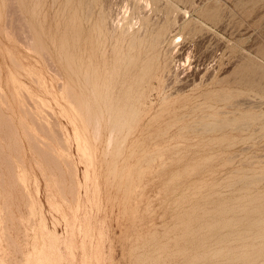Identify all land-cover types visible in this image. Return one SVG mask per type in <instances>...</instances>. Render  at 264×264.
Returning a JSON list of instances; mask_svg holds the SVG:
<instances>
[{
	"label": "rangeland",
	"instance_id": "rangeland-1",
	"mask_svg": "<svg viewBox=\"0 0 264 264\" xmlns=\"http://www.w3.org/2000/svg\"><path fill=\"white\" fill-rule=\"evenodd\" d=\"M2 1L0 2V109H2L0 116L4 115V117L1 116L3 119H0V140L2 141H0V147H2L0 148V264H137V258H139V264H215V262H222L224 258L227 260V257L224 256L227 253V251L225 252L227 249L229 252L232 249H234L232 251H235L238 249L241 250V248L242 250L246 248L250 251L264 246V241H261V239L257 240L255 236L257 230L254 227V221L258 216L253 211L254 206L245 205L244 207L245 203L243 204L245 198L247 200L248 197L264 194V180L260 181L259 184L258 182L255 183L257 186L253 184L254 186L252 185L251 187L242 186L237 183V178L246 171L247 173L245 175H251V172H254V170L264 169V130H262L264 129V115L259 117L257 119L258 121L255 120L251 123V125L246 127L242 126L243 128L237 127L238 129H236L228 126L227 128L218 129L220 130L219 132L216 129L213 132L207 133L201 131H198L199 133L190 131L177 133L175 128H172L165 132L164 136V132L162 133L157 129L158 124L165 121L171 122L174 120V117L172 115H155V113H151V116L154 115V120H152L154 122L145 126L140 125L135 127L131 136L125 142L124 148H122V156H119V159L115 158V152L112 150V147L108 151L105 150L104 140H106V132H102V137L99 140L94 139V143L90 128L87 125L85 126L86 122H84L83 115H80V112L76 113L79 111H76V107L80 103L83 104L82 100L83 98L85 99V95V101H87L88 96V91L84 88V84H82L81 74L78 75V69L74 66L76 65L78 67L80 64H83L82 67L85 66V63L82 61L85 59V55L82 52H85L87 47L82 39H85L86 32L83 31L81 33L80 41L77 43L78 47L72 45L73 40L70 37L71 26L69 25L71 24L69 23H71L73 14L75 12L77 14L76 17L81 15V13L79 14L81 6L77 3L78 0H73V2L70 0L68 5L66 4V0H39V3L41 2L43 6L41 3H38V7L34 3L30 4L27 0ZM9 1L11 5L15 4L11 6ZM169 1L178 3L177 6H179L178 8L182 12L185 10L188 12L186 14L187 17L184 14L181 15V13H179L181 16L179 14L177 15L178 18L181 17L179 18L181 20L178 22L181 27L177 25L169 29L168 34L166 33L168 37L163 44L162 56L166 58L169 66H174V71L177 68L176 75L178 72L179 76H183V78L182 76L176 77L185 79L188 76L191 81L193 74L199 71L197 70L198 68L196 71L194 69L195 61L202 59V57L204 58V55L208 53L205 50L206 47H215L217 42L215 40L220 38L224 44L225 60L227 61L224 72H216L214 77H226L227 88L231 92L229 99L231 104L235 100H243L246 96L249 98L252 97L253 100L250 102L245 101V106L243 101H241L242 105L240 104L238 109L231 106L228 109L227 118H241L243 113H264V103H262L264 102V73L261 74L251 70L250 73H247L249 78L255 79L259 83L261 87L259 89L252 90L248 85L241 84L237 86L235 83V70L238 65L248 63V60L259 64L264 70V0H198V2L196 0H162L161 4L163 2L162 5L164 6ZM20 2L23 4H20ZM123 2L125 3L126 0H123ZM107 3L110 10L106 7L105 11L109 12L107 13L110 17L119 12V15L110 19V25L118 18H123L120 15L121 12L123 15L127 12L124 15L125 17L131 16V12L128 11L132 7L130 2L124 4L122 0H107ZM25 4L27 5L23 6ZM29 5L30 8L34 7L33 10L35 12L33 11V14L28 10L30 9ZM57 6H61L59 7L61 9ZM187 6L188 8H186ZM8 7L9 9H7ZM23 7H28V9H24ZM72 8H74V11ZM22 9L25 10L26 15ZM58 10H62V13ZM64 10L65 12H63ZM111 10H115V12ZM19 11H22V16H19ZM14 12H18L16 13L17 15ZM67 12L70 14L68 15ZM201 12L206 14H212L214 12V17L211 20L202 19L205 27H211L210 32L206 28L195 27L193 22H188L193 16L198 19ZM13 13L14 15H12ZM36 14L38 17L35 16ZM30 15L32 17H29ZM172 15L170 14V18ZM17 18L19 19L16 20ZM24 19H27V22ZM32 20H35V22ZM112 20L113 22L111 23ZM22 21H25L27 23L26 25H29L28 28L30 27V30L32 29V31H29V36L32 34L30 37L36 36L33 39L38 41V38L41 36L42 39L40 38L38 43H36H41L38 48L41 49L42 47L45 53L35 48L37 47L35 41L32 45L38 52L35 53L32 48L29 49L30 51L25 50L26 48L24 49L20 41L22 38L20 37L21 30H19L25 24ZM117 21V24L114 23V26L120 24L119 22L122 19ZM26 25L23 27L24 31H26ZM5 29L8 32L10 31L11 39H7ZM16 30L19 31L17 32ZM33 30H35V33H33ZM15 34L17 36H14ZM24 35L26 34L24 33ZM17 37L20 38L18 41L20 44L17 42ZM62 37H64V40ZM203 38L206 39L203 40ZM40 40L43 42H40ZM65 40L68 42L66 41L65 43ZM90 41L89 38L88 42ZM197 41L200 43H197ZM206 41L207 43H205ZM172 42L174 43L172 44ZM59 43H62L64 47ZM65 49L67 52L75 55L72 54L74 60H71V67L68 69H65L67 65L62 66L66 61L61 60L65 56ZM94 49L95 51L92 54L93 64L98 67L101 78L107 79L108 75L106 76L104 73L107 72L109 74L114 68L112 69L109 60L107 61L109 64L102 65L103 61L100 59V52L96 48ZM58 50L59 52L57 53ZM204 51L205 53H203ZM61 54L64 55L62 56ZM107 55L109 56V52H107ZM217 55L218 52L215 53V56ZM59 57L63 58L59 59ZM78 59L80 60L78 61ZM13 61H16L14 67L11 65ZM213 63H215V60ZM18 66L19 68L23 67L22 70L24 69L25 72L18 70ZM64 69L67 70V74L69 75L66 74V71L64 72ZM70 71L71 73H69ZM73 71V74L78 72V74L73 75L74 77L71 75ZM121 71L123 74H127L126 77ZM126 72L123 69L117 70L115 73L116 77L110 78V86L113 84L112 87H114L117 84V88L119 87L120 90L124 89L123 87L128 85L127 81L131 75V73L128 72V74ZM117 73L118 76L121 74V78L117 76ZM122 75L128 80H122V82L120 80V83L117 82L119 81L118 79H122ZM68 76L71 77L70 80L72 79L74 83H70L72 81L68 79ZM170 77L172 79V76ZM171 79L169 80L172 81ZM80 80H82V83H80ZM114 80L117 83H112ZM147 82V80H144L141 83L143 86L140 84L141 88L145 89V97L152 93L148 92L149 82ZM106 83H109V81ZM119 84L125 86L122 87ZM76 85L82 88L77 91L78 87ZM58 86L63 88V90L61 88L59 90ZM66 86L69 87V92L75 90L74 95L79 92L81 95L78 94L72 99L70 93L66 94ZM70 87L73 90L70 91ZM238 88L241 89L242 95H237L236 90ZM119 89H117L118 91L116 89L114 90L117 92L116 94L114 92V95H120L118 97L123 98L122 96L124 95H122V92L124 90L121 92ZM188 89L186 91L185 88V92L175 95L172 94V97L170 96L169 98L170 100L163 104H160L156 100L154 92L150 95V98L156 107L162 106L161 108L166 110L172 107L173 100H177L175 103L183 102L186 96L188 97L193 92L195 93L199 90L198 88H193L194 90L192 88ZM118 92L121 94H118ZM189 92L192 93L190 94ZM65 94L71 97L72 100L67 97L69 98L68 101ZM80 96H83L82 100L79 99L82 102L77 101L79 103L75 106L77 102H72L78 100V97L81 98ZM76 97L77 99H75ZM67 102L70 105H67ZM248 102L250 104L253 102L254 104L252 103L250 105ZM18 105L21 108H27L26 110L29 112L19 108ZM184 111L189 115V118H184V120L194 118L197 114L194 113L192 115L189 108L184 109ZM26 112L27 114H25ZM6 115L10 116L7 117ZM27 115L29 116L28 118ZM6 117L8 120H11L6 122ZM30 117L31 119H29ZM33 117L35 118L33 119ZM30 120H35V124L30 123ZM1 122L3 123L2 126ZM10 122H12V125ZM21 124H25L23 126L28 128H25V130H29L28 133L30 132L29 135L31 136H28L27 133L25 134L26 131H24L23 127L21 128ZM44 126L45 131L42 129ZM5 127L11 129H4ZM84 127H88V129ZM55 130H58V132ZM86 130L88 131L86 132ZM13 131L16 134L18 132V136ZM9 134L16 136H10ZM177 134H181L182 136ZM7 136L10 137V140H8ZM13 137H15V140ZM30 137L34 138L37 145H32L33 139H30ZM39 139L42 142L38 141ZM54 139L57 140L55 141ZM133 141L138 145L132 143ZM15 143L17 144V148ZM28 143H30V146ZM44 143L46 144L45 146L49 147L51 145L52 147H44ZM7 144L8 146H5ZM13 145H15V148ZM35 147L41 150V152L44 150L41 153L42 155L38 149H33ZM43 147L45 149L47 148L46 151ZM11 149H14L16 153ZM49 149L54 150L52 151L53 153L56 152L53 154ZM104 150L108 153L106 154ZM46 152L48 153L46 154ZM104 153L107 157L103 156ZM50 154L52 155L50 156ZM130 155L131 157L129 158ZM47 157H52L50 158L51 162L53 161L55 163L56 160L58 165L53 162L51 164L50 159ZM125 158H127L126 161L124 160ZM62 161L65 162L63 163ZM8 164H11L12 169L14 168L12 175H15V179L11 175V171H7ZM112 164L115 166L113 167ZM62 170L64 171V176L60 172ZM114 171L117 173H112ZM50 172L53 173L51 174ZM58 173L61 177L58 176ZM72 174L75 177L71 176ZM121 176L122 180L120 178ZM14 180L20 184L14 182ZM69 183L70 186L68 185ZM69 187L72 188L73 194H69L71 193ZM241 196L243 197V201L240 200L242 198ZM245 210L249 211L246 213ZM8 220L10 221L8 222ZM201 223L202 225H206L205 228L201 226ZM199 228L203 231H199ZM198 234L200 237H198ZM192 235H195L197 238L195 239V236ZM253 236L254 239H252ZM259 240L260 243L262 242L261 244ZM218 241L220 243L222 242L223 245ZM232 242L234 243L232 244ZM214 243L219 244L221 247L217 245L216 247L218 248H216V244ZM227 243L228 246H226ZM239 243H241L242 247ZM159 244L161 246H158ZM16 245L17 248H15ZM252 246L255 248H252ZM220 248H222L220 253L222 256L219 257V253L215 254V257L212 256ZM230 259L227 263L229 261L233 264L237 262L234 259ZM225 260L223 262H226ZM234 261L236 262L234 263ZM261 261L260 259L256 261L257 263L255 261L252 262L259 264ZM239 264H242V262Z\"/></svg>",
	"mask_w": 264,
	"mask_h": 264
},
{
	"label": "bare ground",
	"instance_id": "bare-ground-1",
	"mask_svg": "<svg viewBox=\"0 0 264 264\" xmlns=\"http://www.w3.org/2000/svg\"><path fill=\"white\" fill-rule=\"evenodd\" d=\"M2 1V0H1ZM0 1V2H1ZM23 1H26V0H23ZM28 2H30V4H32V3H34L36 6L38 5V3H39V0H27ZM54 1H57V0H54ZM70 0H66V4L68 5V2H69ZM77 1V0H76ZM125 1V0H124ZM161 1L162 0H126V2L125 3H127V2H130L131 3V10H128V9H126V10H128V11H130L131 12V16L130 17H125L124 15L125 14H127V12L123 15L122 14V12H121V14L120 15H122L123 16V18H120V19H122V21L121 22H119L120 24H118V25H115L114 26V23H116V21L118 20H120L119 18L113 23V24H109L110 22V19L112 18V17H114V16H116V15H119V12H118V14L116 13V15H113L112 17H110V15L108 14L109 12L108 11H105V9H106V7H108V9H109V6H107L108 5V3H107V0H78V2L77 3H79V5L81 6V9H80V7H79V9H80V12H79V14L81 13V15H79V17H76V15L77 14H75V12H74V14H73V16H72V18H71V23H69V24H71V25H69V26H71V32H70V37L72 38L71 40H73V46L74 47H78V45H77V43H79V38L81 37V33L83 32V31H85L86 32V37H85V39H82V40H84V43H85V45H86V49H85V52L83 51L82 52V54L83 55H85V59L84 60H82L84 63H85V66L84 67H82L83 66V64L81 65H79L78 67L76 66V65H74L77 69H78V72H79V74H78V72H75V74H78V75H80L81 77H82V80H83V83H82V80H80V83H82V84H84V88H86L87 89V91H88V96H87V101H85L86 100V95L84 96L85 97V99L83 98V100H82V97L83 96H80L81 98H79L78 97V100H74L72 103H75V102H77V101H80L79 99H81L82 101H83V104L82 103H80L79 105H78V103L79 102H77L76 103V105L75 106H77L76 107V111H78V112H76V113H81L80 115H83V119H84V122H86L85 123V126L87 125L89 128H90V132H91V134H92V136H93V142L95 143V140H99L101 137H102V132L104 131V132H106V140H104V144H105V150L106 151H108V149L110 148V147H112L111 149L112 150H114V156H115V158H118L119 156L121 157L122 156V148H124L123 146H124V144H125V142L127 141V139L131 136V134H132V132H133V130H134V128L135 127H137V126H142V125H148V124H150L151 122H152V120H154V115L153 116H151V113H155V115H167V116H173L174 117V120L173 121H171V122H167V121H165V122H161L160 124H158V130L160 131V132H164L163 133V135L165 134V132H167L169 129H172V128H175V130H176V132L177 133H179V132H181V131H185V132H187V131H190V132H194V133H197L198 131H201V132H204V133H207V132H213L214 130H218V129H222V128H224V127H228V126H231V127H234V128H236V129H238L239 127H241V128H243L244 126L246 127V126H248V125H251V123H253L255 120H257L259 117H261V116H263L264 115V113H260V114H255V113H246V114H244L243 113V115H242V117L241 118H233V119H229V118H227V113H228V109L231 107V106H233V107H235L236 109H238V107H239V105L242 103L241 101H243V104H244V102L245 101H253L252 100V97L251 98H249V97H247L246 96V98H243V100H235V102L233 103V104H231L230 102H229V99H230V97H231V92L228 90V88H227V86H228V84H227V80H226V77L225 76H219L218 78H215L214 77V75H215V73L216 72H219V73H222V72H224V67H225V64H226V61L227 60H225V56H226V54H225V49H224V44H223V42H222V40H220V38H217V40H215V41H217L216 42V46L214 47V46H211V47H206V49L205 50H207V55H204L205 57L203 58L202 57V59H197L196 61H195V64H194V69H195V71H196V69L197 70H199V71H197V73H195V74H193V76H192V79H191V81H190V77H188L187 76V78H185V79H179V78H177V77H180V76H182V75H178V72H177V75H176V71H177V68H176V71H174L175 69H174V66H169V63L167 62V60H166V58H164L163 56H162V51H163V44L165 43V40L167 39V37L168 36H166L168 33V30L169 29H171L172 27L174 28V27H176L177 25H179L178 24V22H179V20H181V19H179V18H181V17H177V15L179 14V13H181V15H185L186 16V14H188V12H187V10H183L184 12H182L178 7L179 6H177V4L174 2V1H169L166 5L164 4V6L162 5L163 4V2H162V4H161ZM3 2V1H2ZM28 2H27V4H28ZM45 2V1H44ZM72 2H73V0H72ZM109 2V1H108ZM115 2V1H114ZM117 2V1H116ZM196 2H198V0H196ZM195 2V3H196ZM207 2V1H206ZM7 3V2H6ZM12 3V2H11ZM41 3V2H40ZM39 3V4H40ZM55 3V2H54ZM58 3V2H57ZM121 3V2H120ZM122 3H124L123 2V0H122ZM124 3V4H125ZM129 3V4H130ZM9 4H10V1H9ZM15 4V3H14ZM14 4H12V5H14ZM20 4H23V3H21L20 2ZM27 4H25V5H23V6H26ZM33 4V6L35 7V5ZM53 4V3H52ZM51 4V5H52ZM60 4V3H59ZM62 4V3H61ZM63 4H64V2H63ZM110 4V3H109ZM119 4V3H118ZM123 4V5H124ZM197 4V3H196ZM201 4V3H200ZM11 5V4H10ZM11 5V6H12ZM41 5L43 6V4L41 3ZM78 5V6H79ZM117 5V4H116ZM122 5V6H123ZM9 6V5H8ZM22 6V5H21ZM42 6H40V7H42ZM62 6V5H61ZM61 6H59V7H61ZM65 6V5H64ZM76 6H77V4H76ZM114 6V5H113ZM16 7V6H15ZM33 7V8H34ZM38 7V6H37ZM51 7H53V6H51ZM58 7V6H57ZM58 7V8H59ZM66 7V6H65ZM74 7V6H73ZM110 7H111V5H110ZM117 7H118V5H117ZM127 7V6H126ZM24 8V7H23ZM25 8H27L28 9V7H25ZM24 8V9H25ZM29 8H30V5H29ZM32 8V7H31ZM31 8L30 9H28L29 11H31V13L33 14V11L35 12V10H33V8H32V10H31ZM69 8V7H68ZM77 8V7H76ZM129 8V7H128ZM186 8H188V6L186 7ZM7 9H9V7L7 8ZM11 9V8H10ZM24 9H22L23 10V12L25 11ZM26 9V10H27ZM37 9V8H36ZM39 9V8H38ZM41 9V8H40ZM54 9V8H53ZM59 9H61V8H59ZM63 9H65V8H63ZM71 9V8H70ZM74 8H72V10H73ZM78 9V8H77ZM113 9V8H112ZM117 9V8H116ZM200 9H201V7H200ZM14 10V9H13ZM17 10V9H16ZM28 10H27V12H28ZM76 10V9H75ZM110 10V9H109ZM118 10V9H117ZM192 10V9H191ZM197 10V9H196ZM10 11V10H9ZM37 11V10H36ZM56 11V10H55ZM59 11V10H58ZM57 11V12H58ZM62 11V10H61ZM61 11H59V12H61ZM74 11V10H73ZM112 11V10H111ZM181 11V12H180ZM194 11V10H193ZM8 12V11H7ZM20 12V15L19 16H22L21 14H22V11H19ZM38 12H39V10H38ZM63 12H65V10L63 11ZM108 12V13H107ZM112 12H115V10L114 11H112ZM129 12V13H130ZM191 12V11H190ZM15 13V12H14ZM14 13L12 14V15H14ZM16 13H18V12H16ZM15 13V14H16ZM29 13V12H28ZM37 13V12H36ZM56 13V12H55ZM62 13V12H61ZM78 13V12H77ZM111 13V12H110ZM124 13V12H123ZM214 13V12H213ZM213 13L212 14H206V13H203V12H201L200 13V17H198V19H196V18H194V16L188 21V22H193L194 23V25H195V27H198V28H206V30L208 31V32H210L211 30H210V28L209 27H205V23L202 21V19H208V20H211L213 17H214V15H213ZM7 14V13H6ZM24 14H25V12H24ZM35 14V13H34ZM40 14V13H39ZM66 14V13H65ZM67 14L69 15L70 13H68L67 12ZM71 14V15H72ZM113 14V13H112ZM111 14V15H112ZM115 14V13H114ZM170 14H173V15H175V16H173L172 15V17L170 18ZM17 15V14H16ZM26 15V14H25ZM56 15H57V13H56ZM180 15V14H179ZM180 15V16H181ZM195 15V14H194ZM11 16V15H10ZM9 16V17H10ZM35 16H37L38 17V15L36 14ZM121 16V17H122ZM189 16H190V14H189ZM188 16V17H189ZM6 17V16H5ZM29 17H32L31 15L29 16ZM29 17H28V19H29ZM36 17V18H37ZM64 17V16H63ZM67 17V16H66ZM118 17V16H117ZM116 17V18H117ZM187 17V16H186ZM10 18H12V17H10ZM33 18H34V16H33ZM68 18H69V16H68ZM115 18V17H114ZM14 19V18H13ZM19 18H17L16 20H18ZM21 19H23L22 17H21ZM32 19V18H31ZM184 19V18H183ZM186 19V18H185ZM25 20V19H24ZM27 20V19H26ZM25 20V21H26ZM62 20H63V18H62ZM68 20V19H67ZM15 21V20H14ZM25 21H22V22H25ZM29 21V20H28ZM32 21H34L35 22V20H32ZM44 21V20H43ZM66 21V20H65ZM117 21V22H118ZM20 22V21H19ZM27 22V21H26ZM25 22V24L23 25V23H21L22 25H23V27H25V25L27 24ZM36 22H38V21H36ZM70 22V21H69ZM113 22V20L111 21V23ZM183 22H185L184 20H183ZM16 23V22H15ZM17 23H18V21H17ZM33 23V22H32ZM39 23V22H38ZM37 23V24H38ZM224 23V22H223ZM19 24V23H18ZM28 24H30L29 22H28ZM33 24H35V23H33ZM32 24V25H33ZM39 24H41V23H39ZM117 24V23H116ZM209 24V23H208ZM210 25V24H209ZM226 25V24H225ZM15 26L17 27V25L15 24ZM27 26V28H26V31H24L23 30V27L21 28V27H19V25H18V27L19 28H21V29H19V30H21V35H20V37H22L21 39L19 38V37H17L18 38V40H17V42L19 41V39H20V41H21V44H22V46H24V49L25 50H29V49H34V47H33V43H34V41H35V43L37 42L38 43V41H39V39L41 38V36L38 38V41H36V40H34L33 38H35V37H30L32 34V32L30 33L31 35L29 36V31H32V29L30 30L29 28H28V26L29 25H26ZM31 26V25H30ZM35 26V25H34ZM37 26V25H36ZM180 26V25H179ZM11 27V26H10ZM181 27V26H180ZM179 27V28H180ZM7 28V27H6ZM14 28V27H13ZM64 28H65V26H64ZM219 28V27H218ZM9 29V28H8ZM25 29V28H24ZM33 29H34V27H33ZM35 29H37V28H35ZM19 30H16L17 32L19 31ZM42 30H44V29H42ZM175 30V29H174ZM181 30V29H180ZM16 31H14V32H16ZM170 31V30H169ZM10 32V31H9ZM6 29H5V35L7 36V39H11V35H10V33H9ZM174 32V31H173ZM172 32V33H173ZM13 33V32H12ZM24 33L26 34V35H24ZM28 33V34H27ZM33 33H35V30H33ZM43 33V32H42ZM64 33V32H63ZM62 33V34H63ZM167 33V34H166ZM14 34V33H13ZM18 35H19V33H18ZM34 35V34H33ZM64 35H65V33H64ZM210 35H212L211 33H210ZM210 35H208V36H210ZM14 36H17L16 34L14 35ZM39 36V35H38ZM63 36V35H62ZM83 36H85V35H83ZM175 36V35H174ZM208 36H207V39H208ZM16 38V39H17ZM63 38V40H64V37H62ZM68 38H69V36H68ZM90 38V42H88V39ZM92 38V39H91ZM42 39V38H41ZM177 39H178V37H177ZM206 39V38H205ZM204 38H203V40H205ZM216 39V38H215ZM44 40V39H43ZM48 40H51V39H48ZM59 40V39H58ZM42 40H40V42H41ZM61 41V40H60ZM66 41L67 40H65V43H66ZM174 41H175V39H174ZM29 42V43H28ZM43 42V41H42ZM45 42V41H44ZM68 42V41H67ZM199 41H197V43H198ZM19 43V42H18ZM36 43V44H37ZM51 43V42H50ZM64 43V42H63ZM174 42H172V44H173ZM195 43V42H194ZM196 43V44H197ZM200 43V42H199ZM205 43H207V41L205 42ZM20 44V43H19ZM35 44V45H36ZM40 44L41 43H39V44H37L36 46L37 47H35V48H38V47H40ZM60 45H62V43H59ZM68 44V43H67ZM67 44H66V46H67ZM202 44V43H201ZM39 45V46H38ZM44 45V44H43ZM65 45V44H64ZM203 45V44H202ZM214 45V44H213ZM42 46V45H41ZM63 46V45H62ZM68 46H69V44H68ZM196 46V45H195ZM199 46H200V44H199ZM53 47V46H52ZM55 47V46H54ZM60 47V46H59ZM64 47V46H63ZM72 47V46H71ZM74 47H72V49H74V50H76ZM189 47V46H188ZM22 48V47H21ZM61 48V47H60ZM65 48H67V47H65ZM94 48H96V50L97 51H99L100 52V59L103 61V64L102 65H104V64H106V63H108L107 61L109 60L111 63V65H112V69H113V71L111 72V73H104L106 76L108 75V77H107V79H105V78H101V76H100V72H99V69H98V67L97 66H94V64H93V57H92V54L94 53V51H95V49ZM190 48V47H189ZM189 48H188V50H189ZM196 48H197V46H196ZM39 49V48H38ZM45 49V48H44ZM63 49V48H62ZM61 49V50H62ZM68 49V48H67ZM78 49V48H77ZM109 49V50H108ZM37 49H34L33 51H35V53L36 52H38V51H36ZM40 50H42L43 51V49H42V47H41V49H39V51ZM60 50V52H62ZM71 50V49H70ZM187 50V49H186ZM26 51V52H27ZM30 51V50H29ZM32 51V50H31ZM45 51V50H44ZM43 51V52H44ZM69 51V50H68ZM72 51V50H71ZM197 51H199V50H197ZM196 51V52H197ZM59 52V50L57 51V53ZM76 52L78 53V51L76 50ZM76 52L74 51V53L76 54ZM98 52V53H99ZM107 52H109V56L107 55ZM141 52H143L142 54H141ZM186 52V51H185ZM189 52V51H188ZM216 52H218V55L217 56H215V53ZM29 53V52H28ZM34 53V52H33ZM45 53V52H44ZM63 53V52H62ZM65 56H63L64 54H61L63 57H61V58H63V59H61L60 57H59V59H61L62 61L63 60H65L64 62L66 63H64L62 66L64 67V65H67L66 67L67 68H65V69H68L69 67H71V60H74L73 58V53H71V52H67V50L65 49ZM79 53H80V49H79ZM198 53V52H197ZM203 53H205V51L203 52ZM73 54V55H72ZM238 54V53H237ZM37 55V54H36ZM44 55V54H43ZM47 55V54H46ZM58 55V54H57ZM80 55V54H79ZM239 55V54H238ZM241 55V54H240ZM59 56V55H58ZM57 56V57H58ZM75 56V55H74ZM81 56V55H80ZM38 57V56H37ZM36 57V58H37ZM48 57V56H47ZM50 57V56H49ZM109 57V58H108ZM185 57H187V56H185ZM13 58V57H12ZM75 58H77V57H75ZM79 58H81V57H79ZM188 58V57H187ZM240 58H242V57H240ZM11 59V58H10ZM14 59V58H13ZM12 59V60H13ZM42 59V58H41ZM44 59V58H43ZM48 59V58H47ZM99 59V60H100ZM186 59V58H185ZM15 60V59H14ZM49 61H50V59H48ZM80 59H78V61H79ZM176 60V59H175ZM188 60V59H187ZM215 60V63H213V61ZM239 60V59H238ZM62 61H60V63H62ZM101 61V62H102ZM172 61V60H171ZM171 61H170V63H171ZM177 61V60H176ZM235 61H237V60H235ZM16 61H13V63L11 64L13 67H14V63H15ZM42 62V61H41ZM45 62V61H44ZM76 62V61H75ZM18 63V62H17ZM52 63V62H51ZM74 63V62H73ZM77 63V62H76ZM80 63H81V61H80ZM180 63V62H179ZM234 63V62H233ZM19 64V63H18ZM21 64V63H20ZM109 64V63H108ZM174 64V63H173ZM214 64H215V66H214ZM60 65V64H59ZM15 66L17 67V65L15 64ZM20 66V65H19ZM19 66H18V68H19ZM47 66V65H46ZM52 66V65H51ZM54 66V65H53ZM73 66V65H72ZM106 66V65H105ZM105 66H103V67H105ZM234 66V65H233ZM15 67V68H16ZM75 67H74V69H75ZM102 67V68H103ZM110 67V66H109ZM17 68V69H18ZM21 68V69H20ZM18 70H22V68L23 67H20ZM101 68V69H102ZM228 68V67H227ZM249 68H251V69H249ZM26 69V68H25ZM64 69V72L66 71V74H67V70H65ZM77 69H75L76 71H77ZM104 70H105V68H103ZM108 69V68H107ZM111 69V70H112ZM120 69H123L124 70V72L125 71H127L126 73H131V75L129 76L130 77V79L127 81L126 80V78H124L123 77V75H125V74H123L122 73V71H121V73L123 74L122 75V79H118L119 81H117V82H119L120 83V80H121V82H122V80L123 81H127L128 82V85L125 83V85H127V86H125V85H122V84H124V83H122V84H119V86L121 85L122 87L123 86H125V87H123L124 89H119V87L117 88V84H115V86L114 87H112L113 86V84H112V86H110V78L111 77H114L115 76V73H116V71L117 70H120ZM174 69V70H173ZM70 70V69H69ZM71 70H73V69H71ZM109 70V69H108ZM115 70V71H114ZM250 70L251 71H253V72H257V73H264V70H263V68H262V66H260L259 64H256L255 62H252V61H249L248 60V63H245V64H241V65H238V67H237V69L235 70V72H236V84H237V86H239V85H241V84H245V85H248L252 90H256V89H259V88H261L260 87V85H259V83L255 80V79H251V78H249L248 76H247V73H250ZM22 71H24L25 72V70L23 69ZM107 71V70H106ZM17 72V71H16ZM56 72V71H55ZM104 72V71H103ZM119 73H120V71H118ZM69 73H71V71L69 72ZM74 73V71L72 72V76L73 75H75V74H73ZM128 73V74H129ZM19 74V73H18ZM103 74V73H102ZM192 74V73H191ZM67 75H69V74H67ZM70 75V76H71ZM121 74H119V76H120ZM127 75V74H126ZM126 75H125V77H126ZM223 75V74H222ZM36 76V75H35ZM77 76V75H76ZM104 76V75H103ZM105 76V77H106ZM117 76H118V73H117ZM118 76V77H119ZM170 76H172V79H171V77ZM175 76V77H174ZM177 76V77H176ZM190 76V75H189ZM14 77V76H13ZM69 77V76H68ZM74 77V76H73ZM78 77V76H77ZM116 77V76H115ZM117 77V78H118ZM37 78V77H36ZM70 78L71 77H69L68 79L70 80ZM120 78H121V76H120ZM182 78H183V76H182ZM189 78V79H188ZM195 78V79H194ZM75 79V78H74ZM81 79V78H80ZM109 79V80H108ZM169 79H171L172 81H170ZM38 80V79H37ZM76 80H78L77 78H76ZM113 80V79H112ZM144 80H147L148 82H149V88H148V92L150 93V92H154L155 93V98H156V100H158L159 102H160V104H163V103H166V102H168L170 99V96L172 97V94L173 95H175V94H178V93H181V92H185L184 90H185V88H186V91H187V89L188 88H194V89H196V88H198L199 90H198V92H189L191 95L190 96H186L187 97V99H186V97L184 98V101L183 102H180V103H175V102H177V100H173V102H172V107L170 108V109H166V110H164L163 108H161L162 106H159V107H156L155 105H154V103H153V101L151 100V98H150V95L152 94V93H150L149 95H146V97H145V95H144V92H145V89L144 88H141V86H143L141 83L144 81ZM169 80V81H168ZM36 81V80H35ZM39 81V80H38ZM70 81H72V79L70 80ZM69 81V82H70ZM109 81V83H106V82H108ZM76 82V81H75ZM117 82H115V80H114V82H112V83H117ZM146 82V81H145ZM147 82V83H148ZM67 83V82H66ZM70 83H74L73 81L72 82H70ZM77 83H78V81H77ZM79 83V84H80ZM37 84V83H36ZM38 84H39V82H38ZM140 84H141V86H140ZM145 84V83H144ZM71 85H73V84H71ZM75 85V84H74ZM78 85V84H77ZM76 85V86H77ZM148 85V84H147ZM67 86H68V83H67ZM66 86V87H67ZM79 86V85H78ZM77 86V87H78ZM83 86V85H82ZM59 87V86H58ZM77 87H76V89H77ZM60 88L61 87H59L58 89L60 90ZM75 88V87H74ZM82 88V87H81ZM80 87H78V90L77 91H79V89H81ZM83 88V89H84ZM121 88V87H120ZM82 89V90H83ZM117 90V89H119V91H121L122 92V90H124V92H125V94H124V92H122L123 94L122 95H124V96H122L123 98H121V97H118V96H120V95H118V94H121L120 92H118V96H116V95H114V90ZM146 89H147V87H146ZM193 89V90H194ZM58 90V91H59ZM61 90H63V88H61ZM71 90H73V88L71 89V87H70V91ZM82 90H81V92H82ZM189 90V89H188ZM192 90V91H193ZM66 91V94H69L70 93V96H72V99H74V97L75 96H77L78 94L76 93V95H74L75 93V90L74 91H71V92H69V87H67V90H65ZM68 91V92H67ZM83 91H85V90H83ZM118 91V90H117ZM147 91V90H146ZM190 91V90H189ZM257 92V91H256ZM117 92H115V94H116ZM131 93H133L132 95H131ZM236 93H237V95L239 96V95H242V92H241V89L240 88H238L237 90H236ZM65 94V97L67 98V97H69L68 95H66ZM147 94V93H146ZM79 95H81V94H79ZM256 96V95H255ZM70 98V100H72L71 99V97H69ZM69 98H67L68 99V101H69ZM75 99H77V97L75 98ZM258 99V98H257ZM90 100V101H89ZM92 100V101H91ZM233 100V99H232ZM19 101V100H18ZM82 101H80V102H82ZM181 101V100H180ZM257 101V100H256ZM22 102V101H21ZM248 102V103H249ZM259 102H260V100H259ZM262 102V101H261ZM71 103V102H70ZM246 103V102H245ZM253 103V102H252ZM251 103V104H252ZM256 103V102H255ZM258 103V102H257ZM262 103H264V102H262ZM261 103V104H262ZM23 104V103H22ZM69 103L67 102V105H68ZM82 104V105H81ZM250 104V103H249ZM250 104V105H251ZM254 104V103H253ZM24 106H25V104H23ZM70 105V104H69ZM72 105V104H71ZM242 105V104H241ZM9 106V105H8ZM22 106V105H21ZM73 106H74V104H73ZM75 106H74V108H75ZM158 106V105H157ZM244 106H245V104H244ZM18 107H19V105H18ZM23 107V106H22ZM26 107V106H25ZM19 108H21V107H19ZM78 108V109H77ZM189 108V111L192 113V115L194 114V113H197L195 116H194V118H190V119H188V120H184V118H189V115L186 113V111H184V109H188ZM8 109V108H7ZM21 109H24V108H21ZM27 108H25L24 110L25 111H28V110H26ZM1 111V113L0 114H2V109H0ZM23 110V111H24ZM6 111V110H5ZM70 111V110H69ZM22 112V111H21ZM29 112V111H28ZM235 113V112H234ZM25 114H27V112L25 113ZM29 114H31V113H29ZM28 114V115H29ZM27 115V118L30 116H28ZM32 115V114H31ZM1 116H3L4 117V115H1ZM0 116V117H1ZM7 116V115H6ZM8 116H10V115H8ZM7 116V117H8ZM26 116V115H25ZM3 117H1L0 119L2 120L3 119ZM7 117H6V119H7ZM26 118V117H25ZM35 117H33V119H34ZM230 118H232V117H230ZM29 119H31V117L29 118ZM32 119V120H33ZM80 119H82L81 117H80ZM261 119V118H260ZM0 120V121H1ZM11 120V119H10ZM10 120H6V122L8 121H10ZM5 121V120H4ZM12 121H13V119H12ZM31 121V120H30ZM258 121V120H257ZM3 122V121H2ZM1 122V123H2ZM154 122V121H153ZM152 122V123H153ZM264 122V121H263ZM4 123V122H3ZM3 123L1 124V126L3 125ZM11 123V125H12V122H10ZM19 123V122H18ZM22 123V122H21ZM30 123H34L35 124V120L34 121H31ZM155 123H156V120H155ZM39 124V123H38ZM37 124V125H38ZM80 124V123H79ZM84 124V123H83ZM82 124V125H83ZM19 125V124H18ZM22 125V124H21ZM24 126H25V124H23ZM21 126V128L23 127V129H24V131H26L25 132V134L27 133L28 134V136H31V135H29L30 134V132L28 133V131L27 130H25V128L26 127H24V126ZM77 125V124H76ZM4 126H5V124H4ZM15 126V125H14ZM27 126V125H26ZM42 127H43V125H41ZM243 126V127H242ZM8 127V126H7ZM7 127H5L4 129H6ZM12 127V126H11ZM80 127V126H79ZM88 127H84L85 129L87 128L88 129ZM238 127V128H237ZM263 127V126H262ZM262 127H261V129H262ZM38 128H39V125H38ZM145 128V127H144ZM249 128V127H248ZM264 128V127H263ZM7 129H11V128H7ZM14 129H15V127H14ZM14 129H12V130H14ZM26 129H28V128H26ZM43 130L45 129V126H44V128H42ZM79 129V128H78ZM244 129H246V128H244ZM12 130H10V132H12ZM16 130V129H15ZM41 130V129H40ZM39 130V131H40ZM46 130V129H45ZM44 130V131H45ZM53 130V129H52ZM262 130H264V129H262ZM3 131V130H2ZM23 131V132H24ZM56 131V130H55ZM88 130H86V132H87ZM220 130H218V132H219ZM7 132V131H6ZM13 132H15V131H13ZM22 132V133H23ZM48 132V131H47ZM46 132V133H47ZM50 132V131H49ZM52 132V131H51ZM56 132H58V130L56 131ZM56 132H55V134H56ZM103 132V133H104ZM1 133V132H0ZM89 133V132H88ZM162 133H161V135H162ZM199 133V132H198ZM4 134V133H3ZM14 134H16V132L14 133ZM51 134V133H50ZM59 134V133H58ZM90 134V135H91ZM160 134V133H159ZM183 134V133H182ZM185 134V133H184ZM187 134V133H186ZM192 134V133H191ZM6 135V134H5ZM10 135V134H9ZM17 136H18V132H17V134H16ZM16 135H13V134H11L10 136H16ZM33 135V134H32ZM86 135H87V133H86ZM161 135H160V137H161ZM177 135H181V134H177ZM188 135V134H187ZM165 136V135H164ZM182 136V135H181ZM84 137V136H83ZM87 137H89V136H87ZM105 137V136H104ZM157 137V136H156ZM159 137V138H160ZM7 138H8V140H10L9 138L10 137H8L7 136ZM15 137H13V139H14ZM28 138V137H27ZM26 138V139H27ZM36 139H37V137H35ZM53 138V137H52ZM51 138V139H52ZM55 138V137H54ZM92 138V137H91ZM19 139V138H18ZM30 139H33L32 140V145H34V144H36V141H34V138L33 137H30ZM30 139H28L29 141H30ZM58 139H60V138H58ZM95 139V140H94ZM105 139V138H104ZM156 139V138H155ZM15 140V139H14ZM27 140V141H28ZM41 139H39L38 141H40ZM55 141L57 140V139H54ZM53 140V141H54ZM83 140V139H82ZM139 140V139H138ZM182 140V139H181ZM187 140V139H186ZM1 141V140H0ZM12 141V140H11ZM28 141V142H29ZM53 141H51V142H53ZM89 141V140H88ZM90 141H91V139H90ZM135 141V140H134ZM134 141L132 142V143H134ZM219 141V140H218ZM223 141V140H222ZM2 142V141H1ZM40 142H42V141H40ZM39 142V143H40ZM100 142V141H99ZM12 143H13V141H12ZM46 144H47V142H45ZM44 143V147H47V146H45L46 144ZM131 143V144H132ZM16 144V143H15ZM20 144H21V142H20ZM29 144V146H30V143H28ZM101 144V143H100ZM134 144H137L136 142L134 143ZM133 144V145H134ZM37 145V144H36ZM78 145V144H77ZM138 145V144H137ZM5 146H8V144L7 145H5ZM15 145H13V147H14ZM22 146V145H21ZM35 146V145H34ZM43 146V145H42ZM48 146H49V144H48ZM51 146V145H50ZM49 146V147H50ZM84 146V145H83ZM95 146V145H94ZM93 146V147H94ZM132 146V145H131ZM135 146V145H134ZM12 147V148H13ZM33 147V146H32ZM38 147V146H37ZM43 147V149H45ZM49 147H47V148H49ZM52 147V146H51ZM81 147V146H80ZM0 148H2V147H0ZM6 149H7V147H5ZM15 148V147H14ZM16 148H17V144H16ZM40 148H41V146H40ZM46 148V149H47ZM86 148H88V147H86ZM19 149V148H18ZM33 149H38V148H33ZM46 149H45V151H46ZM85 149V148H84ZM159 149V148H158ZM1 150V149H0ZM10 150V149H9ZM11 150H14V149H11ZM17 150V149H16ZM39 150V149H38ZM104 150V151H105ZM110 150V149H109ZM124 150V149H123ZM7 151V150H6ZM15 151V150H14ZM14 151H12V152H14ZM19 151V150H18ZM37 151V150H36ZM40 151V154L42 153V152H44V150H42V152H41V150H39ZM48 151V150H47ZM49 151L50 152H52V151H54V150H50L49 149ZM48 151V152H49ZM103 151V150H102ZM105 151V153L107 154L108 152H106ZM48 152H46V154L48 153ZM49 152V153H50ZM56 152V151H55ZM54 152V153H55ZM113 152V151H112ZM124 152V151H123ZM158 152H160V151H158ZM2 153V152H1ZM11 153V152H10ZM14 153H16V151L14 152ZM34 153V152H33ZM53 153V152H52ZM53 153V154H54ZM104 153V154H105ZM111 153V152H110ZM122 153V154H121ZM43 154H45V153H43ZM57 154V153H56ZM103 154V156L104 157H107V155L105 154L104 155ZM111 154H113V153H111ZM110 154V155H111ZM7 155V154H6ZM19 155V154H18ZM37 155H39L38 153H37ZM42 155V154H41ZM52 154H50V156H51ZM109 155V156H110ZM43 156H46V155H43ZM43 156H42V158H43ZM48 156V155H47ZM57 156V155H56ZM113 155H112V157H114ZM0 157H1V154H0ZM61 157H63V156H61ZM131 157V155L129 156V158ZM4 158V157H3ZM16 158V157H15ZM38 158H39V156H38ZM47 158H49V157H47ZM47 158H45V159H47ZM50 158H52V157H50ZM49 158V159H50ZM58 158V157H57ZM65 158V157H64ZM114 158V159H115ZM14 159V158H13ZM13 159H11L12 161H13ZM16 159H19V158H16ZM56 159V158H55ZM104 159H106V158H104ZM119 159V158H118ZM117 159V160H118ZM126 159L127 158H125L124 160L126 161ZM206 159V158H205ZM209 159H210V157H209ZM10 160V159H9ZM40 160H41V158H40ZM43 160H44V158H43ZM48 160V159H47ZM53 160V159H52ZM59 160V159H58ZM57 160V161H58ZM67 160V159H66ZM123 161V160H122ZM121 161V162H122ZM128 161V160H127ZM147 161V160H146ZM4 162H6V161H4ZM7 162H9V161H7ZM45 162V161H44ZM50 162H51V159H50ZM50 162H48V163H50ZM53 162V161H52ZM52 162H51V164H52ZM63 162V161H62ZM65 162V161H64ZM63 162V163H64ZM118 162V161H117ZM116 162V163H117ZM1 163V162H0ZM10 163V162H9ZM47 163V164H48ZM54 163V162H53ZM58 163H59V161H58ZM114 163V162H113ZM115 163V164H116ZM54 164H56V165H58L57 164V162H56V160H55V163ZM53 164V165H54ZM111 164V163H110ZM19 165V164H18ZM56 165H55V167H56ZM68 165V164H67ZM10 166V167H9ZM15 166V165H14ZM60 166V165H59ZM94 166V165H93ZM112 166L114 167L115 165H113L112 164ZM111 166V167H112ZM68 168H69V166H67ZM71 167V166H70ZM50 168V167H49ZM57 169H58V167H56ZM60 168V167H59ZM66 168V167H65ZM14 169V168H13ZM13 169H12V166H11V164L9 165L8 164V167H7V171H11V175H12V171H13ZM48 169V168H47ZM256 169V168H255ZM52 170V169H51ZM51 170H49V171H51ZM112 170H114V168H112ZM4 171H5V169H4ZM18 171V170H17ZM63 171V170H62ZM62 171H60L61 173H62V175H63V173H64V171L62 172ZM67 171H69V170H67ZM14 172V171H13ZM58 172V171H57ZM59 172V173H60ZM7 173V172H6ZM51 173V172H50ZM53 173V172H52ZM51 173V174H52ZM59 173H58V176H60L59 175ZM67 173V172H66ZM110 173H111V171H110ZM109 173V174H110ZM112 173H115V171L114 172H112ZM117 173V172H116ZM115 173V174H116ZM123 173V172H122ZM245 173H247V171L245 172ZM245 173L244 174H242V175H240L238 178H237V183H239L240 185H242V186H252L253 184H255V183H257L258 182V184H259V182L260 181H263L264 180V169L262 168V169H259L258 171H256V170H254V172H251L252 174L251 175H245ZM14 174V173H13ZM111 175H113V174H111ZM118 175V174H117ZM13 176V178L15 179V175H12ZM53 176V175H52ZM64 176V175H63ZM69 176V175H68ZM71 176H73V174L71 175ZM120 176V175H119ZM126 176H129L128 174H126ZM61 177V176H60ZM73 177H75V176H73ZM113 177V176H112ZM115 177V176H114ZM17 178V177H16ZM69 178V177H68ZM121 178V180H122V176L120 177ZM128 178H130V176L128 177ZM54 180H55V178H53ZM64 180V179H63ZM62 180V181H63ZM69 180H70V178H69ZM73 180V179H72ZM120 180V179H119ZM125 180H126V178H125ZM129 180H131V179H129ZM128 180V181H129ZM114 181V180H113ZM112 181V182H113ZM127 181V180H126ZM126 181H125V183H126ZM2 182H3V179H2ZM1 182V183H2ZM14 182H17L16 180H14ZM57 182V181H56ZM18 183V182H17ZM64 183V182H63ZM18 184H20V183H18ZM59 184V183H58ZM57 184V185H58ZM129 184H130V182H129ZM60 185V184H59ZM59 185H58V188H59ZM69 186H70V183L68 184ZM128 185V184H127ZM256 185V184H255ZM20 186V185H19ZM62 186V185H61ZM64 186V185H63ZM74 186H75V184H74ZM129 186V185H128ZM254 186V185H253ZM257 186V185H256ZM72 187V186H71ZM131 187V186H130ZM1 188H2V185H1ZM13 188H14V186H13ZM73 188V187H72ZM72 188H70L69 187V189H70V192L71 193H69V194H73L72 193ZM76 188V187H75ZM127 188V187H126ZM196 188V187H195ZM249 188V187H248ZM20 189H21V187H20ZM60 189V188H59ZM125 189V188H124ZM244 189H246L245 187H244ZM3 190V189H2ZM23 190V189H22ZM61 190H62V188H61ZM247 190V189H246ZM4 191V190H3ZM63 191V190H62ZM69 191V190H68ZM74 191H75V189H74ZM23 192V191H22ZM239 193H241V192H239ZM247 193V192H246ZM57 194V193H56ZM62 194H64L63 192H62ZM256 194H257V192H256ZM61 195V194H60ZM243 195H245L246 196V194L245 193H243ZM242 195V196H243ZM247 195H249L248 193H247ZM62 196V195H61ZM69 196H72V195H69ZM241 196V197H242ZM0 197H1V195H0ZM3 197V196H2ZM63 197H64V195H63ZM244 197V196H243ZM243 197L242 198H240V200H242L243 201ZM71 198H73V197H71ZM22 199H23V197H22ZM75 200V199H74ZM240 200H239V202H240ZM246 198L244 199V202H243V204H244V207H245V205L246 206H254L253 207V211H254V213H256V215L258 216H256L257 218L255 219V218H253V219H255V221H254V227H255V229L257 230L256 232H257V234H255V233H253V234H255V236H256V239L258 240V239H261V241H264V194H261V195H254V196H252V197H248V199L246 200ZM73 201V200H72ZM235 201V200H234ZM4 204H5V202H4ZM252 204V205H251ZM5 206V205H4ZM241 206V205H240ZM239 206V207H240ZM2 207H3V203H2ZM5 207H7V206H5ZM218 207V206H217ZM242 207V206H241ZM240 207V208H241ZM244 207H242L243 209H244ZM9 208V207H8ZM246 208H248V207H246ZM245 208V209H246ZM243 209H241V210H243ZM6 210H7V208H6ZM11 210V209H10ZM244 211V210H243ZM246 211V210H245ZM247 211H249V210H247ZM247 211H246V213H247ZM7 212V211H6ZM19 212V211H18ZM240 212H242V211H240ZM245 213V212H244ZM249 213V212H248ZM250 214L252 215V213L250 212ZM11 215H13V214H11ZM254 215V214H253ZM1 216V215H0ZM193 216V215H192ZM262 216V217H261ZM198 217V216H197ZM73 218H75V217H73ZM201 218V217H200ZM9 219V218H8ZM205 219V218H204ZM212 220V219H211ZM215 220V219H214ZM10 220H8V222H9ZM195 221V220H194ZM227 222H229V221H227ZM251 223V222H250ZM253 223V222H252ZM247 224V223H246ZM250 225V224H249ZM248 225V226H249ZM253 225V224H252ZM199 226V225H198ZM201 226H204V228H205V226L206 225H202V223H201ZM208 226H210V225H208ZM212 227V226H211ZM251 227V226H250ZM249 227V228H250ZM253 227V228H254ZM193 228V227H192ZM198 228V227H197ZM246 229H247V227H246ZM200 230H202V229H200L199 228V231ZM203 231V230H202ZM201 231V232H202ZM205 231V230H204ZM252 231H254V230H252ZM251 231V232H252ZM249 232V231H248ZM255 232V231H254ZM195 233V232H194ZM193 233V234H194ZM198 233V232H197ZM246 233V232H245ZM245 233H243V234H245ZM8 234V233H7ZM250 234V233H249ZM199 235V234H198ZM205 235V234H204ZM239 235V234H238ZM247 235V234H246ZM9 236V235H8ZM192 236H195V235H192ZM208 236H210V235H208ZM198 237H200V235L198 236ZM241 237V236H240ZM243 237V236H242ZM251 237V236H250ZM192 238V237H191ZM195 239L197 238L196 236L194 237ZM234 238V237H233ZM201 239V238H200ZM216 239V238H215ZM230 239V238H229ZM228 239V240H229ZM235 239H236V237H235ZM251 239V238H250ZM252 239H254V236L252 237ZM161 240V239H160ZM192 240H194V239H192ZM232 240V239H231ZM237 240V239H236ZM241 240V239H240ZM244 241V240H243ZM205 242H207V241H205ZM219 242V241H218ZM257 243H258V241H256ZM154 243V242H153ZM156 243V242H155ZM200 243V242H199ZM220 243V242H219ZM226 243V242H225ZM234 242H232V244H233ZM236 243V242H235ZM253 243V242H252ZM259 243H260V240H259ZM262 243V242H261ZM260 243V244H261ZM13 244V243H12ZM158 244V243H157ZM198 244V243H197ZM214 244H216V243H214ZM213 244V245H214ZM221 245H223L222 244V242L220 243ZM240 244V246H241V243H239ZM245 244V243H244ZM156 245V244H155ZM219 246V244H216L215 245V247L216 246ZM153 246V245H152ZM158 246H161L160 244L158 245ZM226 246H228V243H227V245ZM238 246V245H237ZM245 246V245H244ZM248 246H250V245H248ZM215 247H213V248H215ZM219 247H221V246H219ZM229 247H230V245H229ZM242 247V246H241ZM14 248V247H13ZM15 248H17V245L15 246ZM212 248V249H213ZM216 248H218V247H216ZM222 248H224L223 246H222ZM222 248H220V250H217V252H212L213 254H212V256H214L215 257V254H217V253H221V249ZM240 248V247H239ZM252 248H255V247H253L252 246ZM251 248V249H252ZM232 249V248H231ZM230 249V250H231ZM237 249V248H236ZM245 249V250H244ZM243 250H242V248H241V250L240 249H238V250H235V251H232V250H234V249H232L231 250V252H229L228 251V249L227 250H225V252L227 251V253H225V255L224 256H226L227 257V260H225V258L222 260V262L225 260L226 262H221V261H219L221 264H233V263H231V261H229V263H227V261L229 260V258H231V259H234V260H236V261H234V263L235 264H239V263H241L242 262V264H250L252 261H257V260H262L261 261V263H259V264H264V246H260L259 248H256V249H253V250H247L246 248H244ZM249 249V248H248ZM15 251V250H14ZM17 251V250H16ZM214 251V250H213ZM224 252V251H223ZM211 253V252H210ZM224 254V253H223ZM143 256V255H142ZM217 256H219V255H217ZM222 255L220 254V256L219 257H221ZM140 257V256H139ZM136 259V258H135ZM138 259V262H139V258H137ZM140 259H142V257H140ZM195 259V258H194ZM230 259V260H231ZM143 260V259H142ZM141 260V261H142ZM144 261V260H143ZM142 261V262H143ZM137 262V264H139ZM219 262H215V264L216 263H219ZM233 262V261H232ZM135 263H136V261H135ZM212 263H214V262H212ZM254 262H252V264H253ZM257 263V262H256ZM142 264V263H141ZM153 264V263H152ZM187 264V263H186ZM208 264H210V263H208ZM255 264V263H254Z\"/></svg>",
	"mask_w": 264,
	"mask_h": 264
}]
</instances>
